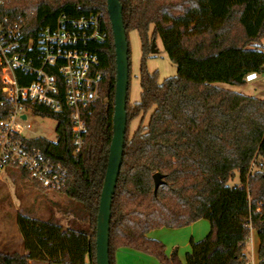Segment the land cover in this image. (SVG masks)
Masks as SVG:
<instances>
[{
	"label": "trees",
	"instance_id": "obj_1",
	"mask_svg": "<svg viewBox=\"0 0 264 264\" xmlns=\"http://www.w3.org/2000/svg\"><path fill=\"white\" fill-rule=\"evenodd\" d=\"M126 33L137 30L143 58L141 97L127 103V133L112 202L110 262L128 247L160 264H251L247 242L254 229L264 264V98L219 83L243 86L250 73L264 74V0H121ZM108 16L109 36L92 42L102 72L100 96L86 112L84 149L76 153L71 122L63 113L33 104L35 114L58 120V140L28 139L67 170L60 190L80 204L65 214L67 225L19 213L23 251L0 250V264H96L97 216L113 137L116 54L107 0H10L0 3V21L23 24L24 39L66 13ZM235 25L240 36H235ZM160 37L177 74L159 81L146 60L150 37ZM129 41V40H128ZM130 45V44H129ZM131 70V63H130ZM1 73V69H0ZM0 78V119L12 110ZM142 117L129 137V120ZM149 116V117H148ZM148 121L144 124L145 119ZM35 185L21 167L10 165ZM164 183L154 191L153 175ZM239 177V182L230 184ZM72 213V214H71ZM207 219L211 228L191 240L185 262L177 249L148 236L153 229L179 228Z\"/></svg>",
	"mask_w": 264,
	"mask_h": 264
},
{
	"label": "built area",
	"instance_id": "obj_2",
	"mask_svg": "<svg viewBox=\"0 0 264 264\" xmlns=\"http://www.w3.org/2000/svg\"><path fill=\"white\" fill-rule=\"evenodd\" d=\"M5 1L10 0L0 3ZM23 25L9 19L0 21V78L5 95L1 105H12L9 115L0 119V177L8 166L15 165L44 188L60 190L67 184L66 168L50 160L41 148L27 143L35 137L56 142L57 126L55 139L28 136L23 129L32 127L29 115L46 117L35 114L32 105H45L67 116L74 151L84 149L86 112L99 98L103 80L99 57L91 43L107 40L108 16L105 11L79 18L62 13L53 24L41 26L28 41ZM253 78L264 79V74L247 75V79Z\"/></svg>",
	"mask_w": 264,
	"mask_h": 264
},
{
	"label": "rangeland",
	"instance_id": "obj_3",
	"mask_svg": "<svg viewBox=\"0 0 264 264\" xmlns=\"http://www.w3.org/2000/svg\"><path fill=\"white\" fill-rule=\"evenodd\" d=\"M235 36H240V29L235 25ZM153 35L150 37L149 48L152 45ZM128 40L130 44V99L129 105L140 100V70L143 58L142 44L137 30L128 32ZM264 43V40L262 41ZM159 52L156 54L149 53L146 60L147 68L150 72H158L160 82L166 78L177 74V67L171 61L168 54L164 50L160 37L156 39ZM219 85L230 88L237 92L257 95L264 98V79L253 78L247 79L246 85H231L228 83H219ZM149 117V116H148ZM148 117L144 124L147 123ZM142 117H131L129 120L128 136L131 137L141 124ZM30 129H23V133L28 136H45L55 139V129L57 121L50 117H41L29 115ZM27 122V123H28ZM239 182V177L230 181V184ZM80 204L73 201L66 194L57 190L42 189L27 178H22L17 172H6L0 177V250H18L23 251L20 242V232L17 225V216L19 213L29 214L32 217L40 219H52L59 221L63 225H67V217L65 214L70 210L72 213H78ZM71 213V214H72ZM204 223L202 229L199 226ZM194 228V232L190 227L184 226L179 228L162 227L160 229L151 230L148 236L161 240L166 246V253L170 254L177 249L178 256L182 262H185L186 254L191 250L190 240L195 241L203 239L210 231L211 225L209 220L203 219ZM207 224V225H206ZM255 231L252 229L248 244V257L251 264H255L256 245ZM252 245V246H251ZM139 254V253H138ZM122 256V253H121ZM120 256V257H121ZM132 263L124 261V264H158L157 261L145 255H137ZM132 260V258H131ZM138 260V261H137ZM148 260H151L148 262ZM254 260V261H253ZM36 264H49L47 262H39Z\"/></svg>",
	"mask_w": 264,
	"mask_h": 264
},
{
	"label": "water",
	"instance_id": "obj_4",
	"mask_svg": "<svg viewBox=\"0 0 264 264\" xmlns=\"http://www.w3.org/2000/svg\"><path fill=\"white\" fill-rule=\"evenodd\" d=\"M107 10L115 45L116 91L113 137L97 216L96 264H111L110 223L112 202L123 163L128 124L127 103L130 85V45L126 33L121 0H107ZM156 45V39H153L151 45L152 54L159 52V48ZM153 178L155 182L154 191L157 192L160 185L164 183L163 175L156 172Z\"/></svg>",
	"mask_w": 264,
	"mask_h": 264
},
{
	"label": "crops",
	"instance_id": "obj_5",
	"mask_svg": "<svg viewBox=\"0 0 264 264\" xmlns=\"http://www.w3.org/2000/svg\"><path fill=\"white\" fill-rule=\"evenodd\" d=\"M203 219H200V220H197V221H195V222H193L192 224H190V225H188V227H190L191 228V230L194 232V228L196 227V225H199L198 223H201V221H202ZM202 226H199V229H202V227L204 226L205 227V224L204 223H202L201 224ZM207 225V224H206ZM157 229H160V228H157ZM153 230H156V229H153ZM254 230V229H253ZM255 231V230H254ZM255 233H256V231H255ZM21 235V234H20ZM156 239V238H155ZM255 245H256V257H255V264H259L258 262V248H259V243H260V239H259V237H258V235H257V233L255 234ZM159 240V239H158ZM192 240V239H191ZM191 240H190V246H191ZM20 242L22 243V235H21V237H20ZM248 244H249V240H248V242H247V250L249 249L248 248ZM252 246V245H251ZM121 253H122V256H121ZM139 253V254H138ZM172 253V252H171ZM170 253V254H171ZM170 254H168V255H170ZM137 255H145V257H151L152 259H154L155 261H157V263L158 264H160L159 263V261L157 260V259H155L154 257H152V256H149V255H147V254H145V253H142V252H139V251H137V250H134V249H131V248H128V247H120V248H118L117 250H116V252H115V260H116V264H124V261H126V262H128V263H132V261L136 258V257H138ZM121 256V257H120ZM131 258H132V260H131ZM138 261V260H137ZM150 261V263H153V262H151V260H148V262ZM36 263H39V262H32L31 264H36Z\"/></svg>",
	"mask_w": 264,
	"mask_h": 264
}]
</instances>
